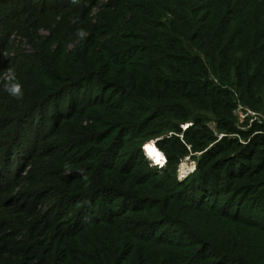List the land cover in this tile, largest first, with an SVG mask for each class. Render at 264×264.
<instances>
[{
  "label": "trees",
  "instance_id": "1",
  "mask_svg": "<svg viewBox=\"0 0 264 264\" xmlns=\"http://www.w3.org/2000/svg\"><path fill=\"white\" fill-rule=\"evenodd\" d=\"M244 109L264 111V0H0V264H264Z\"/></svg>",
  "mask_w": 264,
  "mask_h": 264
},
{
  "label": "rangeland",
  "instance_id": "2",
  "mask_svg": "<svg viewBox=\"0 0 264 264\" xmlns=\"http://www.w3.org/2000/svg\"><path fill=\"white\" fill-rule=\"evenodd\" d=\"M23 48L29 49L26 45H24ZM237 116H238V118L241 121L245 120L247 117L248 118H251L253 120L264 121V111L262 109H258V110H250V109L249 110L248 109L247 110L246 109L239 110L237 112ZM211 126L214 128V124H211ZM193 164H194V166H193ZM152 165L154 166L153 162H152ZM194 167H195V163L193 162V160L187 158L179 166L178 172L186 175L187 173L192 172V170L194 169Z\"/></svg>",
  "mask_w": 264,
  "mask_h": 264
},
{
  "label": "clouds",
  "instance_id": "3",
  "mask_svg": "<svg viewBox=\"0 0 264 264\" xmlns=\"http://www.w3.org/2000/svg\"><path fill=\"white\" fill-rule=\"evenodd\" d=\"M77 35L79 37L83 38L85 36V32L83 30H79ZM4 91L7 92L10 96L15 98L16 100H22L23 99L24 93L22 91V85L12 75H10L8 77V81L5 84ZM85 179H86V177H85Z\"/></svg>",
  "mask_w": 264,
  "mask_h": 264
},
{
  "label": "bare ground",
  "instance_id": "4",
  "mask_svg": "<svg viewBox=\"0 0 264 264\" xmlns=\"http://www.w3.org/2000/svg\"><path fill=\"white\" fill-rule=\"evenodd\" d=\"M145 146H147L145 150L147 153L146 156L150 157V159H153V162H155L156 165H164L166 163L164 154L155 147L154 143H150Z\"/></svg>",
  "mask_w": 264,
  "mask_h": 264
},
{
  "label": "built area",
  "instance_id": "5",
  "mask_svg": "<svg viewBox=\"0 0 264 264\" xmlns=\"http://www.w3.org/2000/svg\"><path fill=\"white\" fill-rule=\"evenodd\" d=\"M152 162H153V161H152ZM153 164H154V166L157 167L158 169H162V168L166 165V163H165L163 166H162V165H156V163H154V162H153ZM195 168H196V165H195L194 169L192 170V172L187 173L186 175H184V174L178 172V179H179V180H183V179H185L189 174H191V173H193V172L195 171Z\"/></svg>",
  "mask_w": 264,
  "mask_h": 264
},
{
  "label": "water",
  "instance_id": "6",
  "mask_svg": "<svg viewBox=\"0 0 264 264\" xmlns=\"http://www.w3.org/2000/svg\"><path fill=\"white\" fill-rule=\"evenodd\" d=\"M151 143H154V142H151ZM150 158V157H149ZM151 161H153V159H150ZM196 169V168H195Z\"/></svg>",
  "mask_w": 264,
  "mask_h": 264
}]
</instances>
